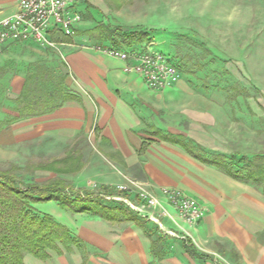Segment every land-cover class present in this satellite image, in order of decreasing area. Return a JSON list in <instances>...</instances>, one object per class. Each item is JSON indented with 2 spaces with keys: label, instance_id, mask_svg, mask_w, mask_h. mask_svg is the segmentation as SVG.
I'll return each mask as SVG.
<instances>
[{
  "label": "crops",
  "instance_id": "0c3cea01",
  "mask_svg": "<svg viewBox=\"0 0 264 264\" xmlns=\"http://www.w3.org/2000/svg\"><path fill=\"white\" fill-rule=\"evenodd\" d=\"M73 2L82 20L73 38L59 42V53L31 41L0 46V122L18 117L15 101L40 65L57 78L63 76L71 96L50 114L2 128L0 146L8 144V137L71 140L82 133L93 139L95 151L104 158L97 162L96 178L89 177L88 162L73 158L79 169L72 174L83 186L93 180L102 188L101 196L107 190L128 197L116 188L134 180L149 185L160 200L161 189H178L198 200L207 212L190 227L162 202L165 213L157 212L155 224L160 234L147 228L153 239L161 238L159 258L152 254L150 237L134 222L71 214L53 202L51 212L43 213L35 205L39 213L64 225L84 251L74 248L73 253L60 256L50 251L45 261L26 255L24 264H264V189L258 182L233 179L180 145L190 143L209 157H225L238 169L258 157L264 166L263 142L257 140L249 151L248 135L233 130L232 108L222 94L199 91L182 77L170 89L151 91L141 76L128 71L132 62L88 45L96 41V46L115 47L101 39L96 28H114L106 16L115 19L127 8L126 0ZM17 3L0 0V22L15 13ZM148 13L152 14V7Z\"/></svg>",
  "mask_w": 264,
  "mask_h": 264
},
{
  "label": "rangeland",
  "instance_id": "374dc122",
  "mask_svg": "<svg viewBox=\"0 0 264 264\" xmlns=\"http://www.w3.org/2000/svg\"><path fill=\"white\" fill-rule=\"evenodd\" d=\"M116 1L119 0H113ZM126 1L125 11L115 19L110 16L106 19L114 28L141 27L150 41L127 50L139 53L154 50L179 69L180 78L199 91L222 94L232 108L233 130L238 131L237 135L241 132L248 135L249 151L257 140L264 144V0ZM148 19L151 23H146ZM88 43L95 49L125 50L110 45L96 46V41ZM7 140L8 144L0 146V170H8L26 183L39 185L61 179L71 196L82 189L91 195L102 194V188L93 180L83 186L76 174H56L38 168L52 163L62 168L66 165L61 163L63 160L75 157L80 163L88 162L89 177L96 178L97 162L104 158L95 151L90 136L81 133L71 140L48 136L8 137ZM198 155L206 161L215 158L201 150ZM49 203L36 205L41 212L49 213L52 208Z\"/></svg>",
  "mask_w": 264,
  "mask_h": 264
},
{
  "label": "trees",
  "instance_id": "16d2710c",
  "mask_svg": "<svg viewBox=\"0 0 264 264\" xmlns=\"http://www.w3.org/2000/svg\"><path fill=\"white\" fill-rule=\"evenodd\" d=\"M96 32L101 39L110 41L117 48L129 49L134 45L150 42L147 32L139 28L123 30L100 26L96 28ZM51 38L56 43L68 40V37L59 32L51 33ZM56 78L54 72L42 65L38 66L26 79L22 93L15 101L14 112L18 117L0 122V130L20 120L50 114L70 100L71 96L64 86V77L60 76L57 80ZM180 145L194 158H200L198 148L195 149L190 143L183 142ZM68 160L71 158L61 162L66 164L62 168L55 167L53 163L38 168L56 174L77 171L78 168L74 167L77 162L72 159L67 163ZM206 163L218 166L226 175L239 182H258V186L264 189L262 157L249 161L238 169H234L227 159L221 156ZM67 191L68 187L61 179L39 185L26 183L8 170H0V264H24L26 255L45 261L50 258V251L59 256L73 253L74 248L80 252L84 251L82 243L64 225L34 208L36 204L48 202L56 203L61 210L71 214H87L109 222H134L152 240V254L159 258L162 256L159 252L161 238L153 239L147 229L148 226L152 227L153 232L160 234L158 227L141 218L124 204L105 200L106 197H114L113 193H107L106 190L103 196L91 195L89 191L82 189L75 191L71 196Z\"/></svg>",
  "mask_w": 264,
  "mask_h": 264
},
{
  "label": "built area",
  "instance_id": "2783aa9c",
  "mask_svg": "<svg viewBox=\"0 0 264 264\" xmlns=\"http://www.w3.org/2000/svg\"><path fill=\"white\" fill-rule=\"evenodd\" d=\"M74 9L73 0H18L15 13L0 22V46L31 41L59 53L62 44L53 41L51 33L59 32L68 38L76 35L81 15ZM98 50L109 57L132 62L128 71L141 76L151 91L163 92L180 80L179 69L154 50L149 49L145 53L113 48ZM116 189L128 197L115 196L106 199L124 204L141 218L157 225V212L165 213L162 202L172 208L178 218L190 227H195L207 212L198 200L178 189H161L162 200L149 185L134 180H126L125 184L117 186ZM130 197H134L135 201Z\"/></svg>",
  "mask_w": 264,
  "mask_h": 264
}]
</instances>
